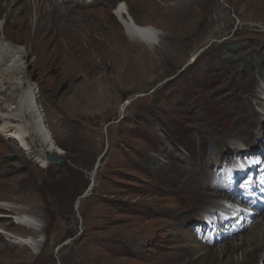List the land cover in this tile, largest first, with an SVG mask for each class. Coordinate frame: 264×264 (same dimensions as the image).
Wrapping results in <instances>:
<instances>
[{
	"label": "rangeland",
	"instance_id": "1",
	"mask_svg": "<svg viewBox=\"0 0 264 264\" xmlns=\"http://www.w3.org/2000/svg\"><path fill=\"white\" fill-rule=\"evenodd\" d=\"M114 1H70L74 12L47 14L40 26L35 12L18 26L2 11V36L26 52L24 77L36 87L62 162L42 167L37 146L29 153L0 133V203L47 225L34 235L39 245L27 246L18 237L30 228L19 231L14 218L4 229L0 223V264H176L173 255L193 254L183 239L221 236L212 215L205 224L196 211H182L188 204L177 184L210 158L225 174L221 201L242 197L249 220L264 215V162L254 168L256 190L245 187L248 172L238 181L235 166L252 164L254 154L264 160V0H120L140 24L161 33L154 48L128 35ZM244 103L258 115L249 127L236 121ZM245 127L246 139L234 134ZM185 213L193 221L181 224ZM49 218L56 223L48 226ZM190 223L195 233L187 232ZM238 223L246 222L239 217L234 242L256 226ZM221 224L227 230L228 221ZM217 240L215 254L225 244ZM200 253L193 264L215 258ZM185 260L180 264H190ZM255 264H264V255Z\"/></svg>",
	"mask_w": 264,
	"mask_h": 264
},
{
	"label": "bare ground",
	"instance_id": "2",
	"mask_svg": "<svg viewBox=\"0 0 264 264\" xmlns=\"http://www.w3.org/2000/svg\"><path fill=\"white\" fill-rule=\"evenodd\" d=\"M70 1L78 3L80 0H0V18L3 17V9L7 8L8 10H5L7 12L4 16L5 20L7 22L13 23L14 25L23 26L25 22L29 20L31 16H33V12H35L36 23H38V26H40L42 25L43 19L46 18L47 14L55 13L58 11L65 13L74 12L71 3H68ZM94 1L96 0H87L86 4H92V2L94 3ZM108 1L109 3H116L114 0ZM114 14L125 26L127 33L131 38L142 40L152 48L160 44L161 33L152 26L140 24L133 15L129 6L123 1L119 0L117 2L114 7ZM101 25H103V23ZM3 30L6 36V31L5 29ZM89 35L92 36L91 33ZM6 40L7 39L2 36L0 25V116L3 119L2 123L0 124V133L6 135L7 138L11 139V141L18 147V149H22L29 153L35 152L34 146H37V149H39L38 159L39 162H41L40 165L42 167H49L51 161H55L48 159L46 156V152L49 151L50 154H61L62 149L52 136L51 130L47 125L45 113L42 112L43 110L41 109L38 100L36 87L32 83H28V80H26L24 77V74L26 73V65L24 62L26 52L21 48V45H14ZM197 57V54H194L189 63L196 61ZM261 92L262 94H264V90H261ZM242 106V110L239 111V113H241L240 117L238 120H235L239 122V125L245 121L249 124L247 126L249 127L253 123V119L255 117L258 119V115L255 112V108L251 105L244 103ZM228 121H224L227 128H233L232 130H234V128L238 126V124H236L237 122L235 121L236 123L234 127H230L226 124V122L231 123ZM247 127L243 128L242 133L235 130L234 134L236 136L237 134H241L239 137L241 139H246L245 135L247 134V132H245L244 129H246ZM248 139L250 140L251 138L248 137ZM262 140H264V135L262 137ZM255 156L256 159L252 164L247 163V160L246 162H235L236 169L239 170L240 175H245V172L242 170L245 165V169L248 168V171L252 170V172H254V168H258V166L262 164V162H264L263 155L261 153L257 155L254 154L253 157ZM260 158H262L261 161H259ZM216 162L217 161H215L213 158H210L208 159V161L200 163L199 167L198 165L191 166L188 170L186 169L187 171L177 182L178 185H181V196L185 199L189 207V209H186L188 207H185V209L182 211H196L197 215L205 224L208 223V221L210 220L209 216L211 217L212 215L213 220L218 219V222L209 221V223L213 225V228L219 229V234L221 235L220 238L207 236L204 241L200 240V234L193 237V239L191 240L189 239V237H187L183 239V241H191L192 244L190 249L192 251L190 249H187L185 251H187V253L193 252L194 255L196 253H200L201 251L200 255L197 258L202 255L215 256V258L209 259V264H255L256 262H259L261 256L264 255V215L262 216V218L258 217L249 220V217L245 216L247 214L244 210V207L242 206V204H239V200H243L242 197L235 198V201H221L222 193L220 190L225 188V184L223 182L225 174H223V172L221 171L220 165L215 168ZM95 174L96 172L94 173L93 171L91 173V176L94 177ZM239 179L240 177H238V181ZM198 188L200 195H198ZM189 193H191V202L188 203V199H190L188 196ZM259 197L261 196L259 195ZM261 198L264 199L263 196ZM197 200L203 201L204 204L202 206H193L192 202H196ZM224 206H226V208H223ZM258 207V213L263 214L264 201L260 202ZM226 210L228 214L225 213ZM16 211L17 210L10 207V205L0 203V223L2 224L1 227L3 229L6 227V225L9 224L8 216L12 212L15 213ZM182 216L183 217L181 218L183 221L181 224L187 221H193V219L191 218L189 220L190 216L187 213ZM239 217L244 218L246 222L244 224L238 223L242 229L245 230L251 226L253 227L255 223L256 226L253 227L252 233L247 239H241L234 242L233 239L235 237L236 239H239V237L237 238V236L239 232H241V230L238 229L237 225ZM18 220L20 222V226L18 227L19 231L23 232L27 229V227L30 228V235L28 237L19 236L18 238H20V240H18L26 245H39L38 243L40 242V237H34V235L38 231L43 232L44 229L47 228V225L44 226L45 224L43 225L42 223H40L38 218L30 213L21 215ZM52 220H54V218L50 219V221L48 220L46 224H48V226L50 224H55L56 222H53ZM223 220L228 221V226H226L227 230L224 231H222L220 227L222 225L221 221ZM188 227L189 229L187 232L195 233L196 225L190 223ZM210 227L211 225L209 224L208 228ZM202 232L204 235L205 230ZM0 239L1 242V234ZM217 239L221 240L220 244L222 245L220 246H223V243H225L224 248L219 254V251L217 252V254H215V249H218L219 246L217 245V243L219 242V240ZM181 248L183 249L185 247ZM240 250H242V258H238L236 256L238 251ZM193 254L190 255L191 260H189L190 256L187 257L186 252L182 251L181 253H179V255H177L178 257L176 255H173V257L169 261L170 263L176 262V264H180V259L184 258L186 259L184 261L185 263L193 264L192 258H195Z\"/></svg>",
	"mask_w": 264,
	"mask_h": 264
},
{
	"label": "water",
	"instance_id": "3",
	"mask_svg": "<svg viewBox=\"0 0 264 264\" xmlns=\"http://www.w3.org/2000/svg\"><path fill=\"white\" fill-rule=\"evenodd\" d=\"M199 52H200V51H199ZM130 101H131V99L127 100V101L124 103V105H123V110L125 109L126 105H127ZM105 154H106V151H104L103 154L99 157V159H98V161H97V163H96V165H95V168H94V173L98 171V169H99V167H100V165H101V163H102V161H103V156H104ZM46 156H47L48 159L53 160V161H55L56 163H61V162H62V159H61V157H60L58 154H50V152L47 151V152H46ZM92 181H93V182L91 183V185H93L94 182H95L94 177H93V180H92ZM90 187H91V186H90ZM87 192H88V191H86V193H84L83 195H81V196L79 197L78 202H77V206L79 205V204H78V203H79V200H80L81 198H84L85 196H87Z\"/></svg>",
	"mask_w": 264,
	"mask_h": 264
}]
</instances>
